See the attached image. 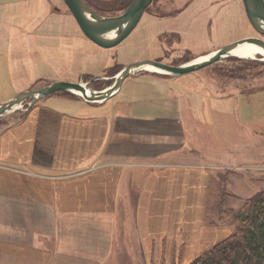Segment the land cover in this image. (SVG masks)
I'll use <instances>...</instances> for the list:
<instances>
[{"label":"rangeland","instance_id":"1","mask_svg":"<svg viewBox=\"0 0 264 264\" xmlns=\"http://www.w3.org/2000/svg\"><path fill=\"white\" fill-rule=\"evenodd\" d=\"M122 1L87 0L105 15L123 13L126 8L121 7L126 4ZM1 17L0 103L21 91L37 89L55 80L84 82L99 90L112 84L123 66L132 62L152 59L181 65L245 37L264 39V34L251 23L243 0H152L132 33L110 48L97 45L83 33L64 0H0ZM18 32L25 38L22 47L17 46ZM145 75L174 77V90L191 102L184 115L190 122V134L183 151L191 156L185 160L201 164L208 173L203 220L207 225H221L224 233L231 234L238 226L235 212L254 194L264 190V55L254 59L230 55L177 76L145 70L127 77L120 92L103 104L79 101L94 109L110 107L126 91H135L141 84L138 80L148 77ZM96 76L100 78L95 79ZM67 93L70 92L50 94L39 99V103L47 104L63 95L82 98ZM196 101L201 104H195ZM185 102L184 107L188 103ZM30 103L31 99L4 114L0 118V132L19 122ZM146 106L157 107L148 114L165 112L161 104L147 103ZM173 111L176 116L180 115L178 109ZM194 114L202 119L197 120ZM180 127L175 125V129H169L181 138ZM3 164L0 159V165ZM135 171L146 173L148 168ZM129 188L127 200L120 204L121 211H118L119 226L124 231L118 232L115 254L106 264H190L196 256L192 257L194 251L190 254L187 246H155L150 250L152 254L148 248L139 246L135 217L129 214L137 202L134 181L129 183ZM3 189L6 188L0 184V190ZM125 202L129 215L125 214ZM5 216H0L3 255H0V264H21L16 262L18 253L22 252V246H27L19 231L21 217H15L16 225L12 228L6 226ZM56 218L59 225L66 219L70 223L71 219L65 213ZM61 228L60 225L58 230ZM10 230L11 235H7L5 231ZM59 231L55 235L48 232L37 241L42 243V253L49 256L56 252L58 245H63V234ZM30 239L32 245V236Z\"/></svg>","mask_w":264,"mask_h":264},{"label":"crops","instance_id":"2","mask_svg":"<svg viewBox=\"0 0 264 264\" xmlns=\"http://www.w3.org/2000/svg\"><path fill=\"white\" fill-rule=\"evenodd\" d=\"M16 36L22 47L25 38L21 32ZM145 76L135 91H126L110 107H85L79 101L85 99L67 95L47 104L38 100L19 122L0 132V159L5 165H0V184L6 188L0 190V216L5 214L6 226L12 228L15 217H21L19 231L27 243L17 263H109L124 231L118 211L131 181L137 202L128 212L135 217L139 246L151 254L155 246L176 244L187 246L195 257L230 234L221 225L204 223L208 173L201 164L185 160L191 157L183 151L190 134L184 115L191 102L174 90V77ZM147 103L161 104L165 112L148 114L157 107ZM175 125L181 126V138L172 130ZM146 166V173L135 171ZM124 205L129 215L127 202ZM60 213L71 219L63 220L59 231ZM58 231L63 245L47 256L37 241ZM5 232L11 235V230ZM1 253L2 249L3 257Z\"/></svg>","mask_w":264,"mask_h":264},{"label":"water","instance_id":"3","mask_svg":"<svg viewBox=\"0 0 264 264\" xmlns=\"http://www.w3.org/2000/svg\"><path fill=\"white\" fill-rule=\"evenodd\" d=\"M68 8L77 20L83 33L94 43L101 47L110 48L120 44L140 22L146 8L152 0H132L123 13L118 15H105L93 9L86 0H64ZM248 17L256 30L264 34V0H243ZM246 43H251L263 50L264 39L261 37H245L229 44H226L203 58H196L190 62L181 65H171L162 61L144 59L141 61L126 64L115 76L112 84L103 89H94L88 86V83L55 80L47 85L37 88L24 90L0 103V118L12 111L17 105L31 99L30 106L39 99L50 94L66 91L81 96L91 103H103L109 98L115 96L122 88L124 80L136 73L149 70L148 67H154L173 76L199 70L207 65L230 56L231 52ZM158 72V71H156ZM100 78L98 76L94 77Z\"/></svg>","mask_w":264,"mask_h":264},{"label":"trees","instance_id":"4","mask_svg":"<svg viewBox=\"0 0 264 264\" xmlns=\"http://www.w3.org/2000/svg\"><path fill=\"white\" fill-rule=\"evenodd\" d=\"M122 3L126 4L121 7L124 9L130 0ZM234 218L238 221L237 229L196 256L190 264H264V190L254 194L235 212Z\"/></svg>","mask_w":264,"mask_h":264},{"label":"bare ground","instance_id":"5","mask_svg":"<svg viewBox=\"0 0 264 264\" xmlns=\"http://www.w3.org/2000/svg\"><path fill=\"white\" fill-rule=\"evenodd\" d=\"M147 9V8H146ZM146 11V10H145ZM213 52V51H212ZM211 53V52H210ZM208 53V54H210ZM263 50L251 43H246L242 46H239L238 48H236L235 50H233L231 52V55H235V56H238L240 58H252L254 59L256 56L258 55H263ZM207 54V55H208ZM207 55H204V56H201L200 58H203ZM198 59V58H197ZM125 66V65H124ZM123 66V67H124ZM149 69H151L152 71H158V72H162L161 70L159 69H156L154 67H148Z\"/></svg>","mask_w":264,"mask_h":264},{"label":"flooded vegetation","instance_id":"6","mask_svg":"<svg viewBox=\"0 0 264 264\" xmlns=\"http://www.w3.org/2000/svg\"><path fill=\"white\" fill-rule=\"evenodd\" d=\"M88 3V2H87ZM89 4V3H88ZM90 5V4H89ZM91 6V5H90Z\"/></svg>","mask_w":264,"mask_h":264}]
</instances>
